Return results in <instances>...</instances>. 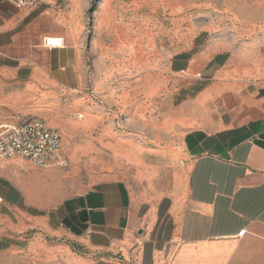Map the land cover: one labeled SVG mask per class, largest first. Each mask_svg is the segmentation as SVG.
Instances as JSON below:
<instances>
[{
	"label": "crops",
	"instance_id": "0c3cea01",
	"mask_svg": "<svg viewBox=\"0 0 264 264\" xmlns=\"http://www.w3.org/2000/svg\"><path fill=\"white\" fill-rule=\"evenodd\" d=\"M85 12L82 0L21 9L0 0V125L40 119L88 79L97 90L107 84L100 72L87 76L95 39ZM45 37L64 47H43ZM170 69L193 71L184 54ZM257 71L237 80L221 71L162 102L178 145L158 159L171 166L156 207L148 189L122 180L0 158V264H264V67ZM155 90L146 87L147 101Z\"/></svg>",
	"mask_w": 264,
	"mask_h": 264
},
{
	"label": "rangeland",
	"instance_id": "374dc122",
	"mask_svg": "<svg viewBox=\"0 0 264 264\" xmlns=\"http://www.w3.org/2000/svg\"><path fill=\"white\" fill-rule=\"evenodd\" d=\"M82 1L95 39L92 55L86 53L87 76L100 72L107 84L97 90L88 79L58 95L57 110L37 117L58 130L64 170L122 180L135 193L148 189L156 207L171 166L158 159L165 145H178L162 102L216 82L221 71L225 80H237L264 67V0ZM181 54L193 70L188 77L170 69ZM149 85L156 89L150 102Z\"/></svg>",
	"mask_w": 264,
	"mask_h": 264
},
{
	"label": "built area",
	"instance_id": "2783aa9c",
	"mask_svg": "<svg viewBox=\"0 0 264 264\" xmlns=\"http://www.w3.org/2000/svg\"><path fill=\"white\" fill-rule=\"evenodd\" d=\"M16 9L31 8L43 0H6ZM45 48L62 49V38L45 37ZM61 136L57 129L48 127L41 119L17 120L0 125V158L14 156L27 160L36 169L54 165L65 167L67 163L60 158ZM245 230L239 232L242 237Z\"/></svg>",
	"mask_w": 264,
	"mask_h": 264
}]
</instances>
